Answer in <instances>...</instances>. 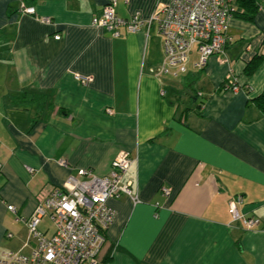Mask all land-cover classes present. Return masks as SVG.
I'll list each match as a JSON object with an SVG mask.
<instances>
[{
	"label": "crops",
	"instance_id": "1",
	"mask_svg": "<svg viewBox=\"0 0 264 264\" xmlns=\"http://www.w3.org/2000/svg\"><path fill=\"white\" fill-rule=\"evenodd\" d=\"M106 1L0 0V255L31 252L20 217L32 214L39 190L80 168L108 175L125 150L131 194L108 200L109 264H264V113L253 101L264 86V0L252 20L229 18L223 51L203 68L193 46L184 71L166 63L155 23L119 37L94 25ZM170 1L118 0L116 13L148 19ZM229 73L235 93L222 86ZM237 195L257 227L232 219Z\"/></svg>",
	"mask_w": 264,
	"mask_h": 264
},
{
	"label": "built area",
	"instance_id": "2",
	"mask_svg": "<svg viewBox=\"0 0 264 264\" xmlns=\"http://www.w3.org/2000/svg\"><path fill=\"white\" fill-rule=\"evenodd\" d=\"M117 1H106L100 15L93 19L94 25L104 27L114 37H119L122 29L135 33L155 23L162 36L166 63L177 66L180 71L185 70L184 64L193 46L200 53L198 68H203L210 56L223 51L228 20L236 3V0H171L156 7L148 19H141L137 13L123 19L116 13ZM20 11L36 14L33 7L23 3ZM42 21L51 22L46 17ZM54 38L60 39V35ZM73 77L82 84L91 80L78 73ZM222 84L233 93L240 88L231 73ZM131 161L128 152L122 150L112 161L108 175L99 176L90 168H80L76 175H69L61 187L39 190L32 214L27 218L20 217L28 228L29 237L35 240L31 252H3L0 264H109L102 252L106 242L104 232L114 221L116 211L108 200L122 194L130 196V183L124 182L123 177ZM59 163L67 165L65 160ZM25 168L30 174L34 172L30 166ZM169 192L168 188H162L163 194L168 195ZM240 202V195L230 201L232 219L241 221L248 230L257 227L261 219L241 214L236 207ZM7 208L17 212L13 205H7ZM45 216H49L55 227L49 237L38 229Z\"/></svg>",
	"mask_w": 264,
	"mask_h": 264
},
{
	"label": "trees",
	"instance_id": "3",
	"mask_svg": "<svg viewBox=\"0 0 264 264\" xmlns=\"http://www.w3.org/2000/svg\"><path fill=\"white\" fill-rule=\"evenodd\" d=\"M257 8L258 0H236L234 10L231 13V17L237 16L245 20H252ZM262 58V55L256 54L247 62L245 67L247 75H251L256 70ZM253 101L256 106L264 113V86L262 92L257 97H255ZM104 259L108 260L107 258Z\"/></svg>",
	"mask_w": 264,
	"mask_h": 264
},
{
	"label": "rangeland",
	"instance_id": "4",
	"mask_svg": "<svg viewBox=\"0 0 264 264\" xmlns=\"http://www.w3.org/2000/svg\"><path fill=\"white\" fill-rule=\"evenodd\" d=\"M3 78H4V77H3V75H2V76L0 77V80L2 81ZM44 225H48V227H49L48 234H51V233H53V232L55 231L54 226H53V222H52V220H50L49 216H45V217L43 218V223H41V225H39V226H41V227L43 228Z\"/></svg>",
	"mask_w": 264,
	"mask_h": 264
}]
</instances>
